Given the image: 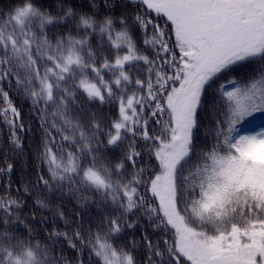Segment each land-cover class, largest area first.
I'll return each mask as SVG.
<instances>
[{
  "label": "snow or ice",
  "instance_id": "6c2138e0",
  "mask_svg": "<svg viewBox=\"0 0 264 264\" xmlns=\"http://www.w3.org/2000/svg\"><path fill=\"white\" fill-rule=\"evenodd\" d=\"M0 180V264H264V0H9Z\"/></svg>",
  "mask_w": 264,
  "mask_h": 264
},
{
  "label": "trees",
  "instance_id": "16d2710c",
  "mask_svg": "<svg viewBox=\"0 0 264 264\" xmlns=\"http://www.w3.org/2000/svg\"><path fill=\"white\" fill-rule=\"evenodd\" d=\"M9 3V0H3V3L0 4V7L7 5ZM95 111V109H93ZM104 111H107L105 108ZM38 134V133H37ZM204 133L203 129L201 130V139H203ZM31 143V141H29ZM36 165L34 163H30L25 158L22 161L17 162L15 172L11 176L12 180V188L13 192H15L16 188L20 187L23 188L24 184L29 180L35 179V172L34 168ZM7 183L6 180H0V188H2ZM40 198L38 196H32L31 199H28L27 196L22 197L26 201L27 206L23 209L21 212V218L29 221L30 225L33 227V229L37 232L43 233L47 229V225L41 223V220H48L52 221L53 215L52 213L57 210V208H62V210L66 213V220H58L57 226L60 228L61 231H71L70 228H65V224H71L74 219H78L77 217L73 216L74 212H78V209L75 207L76 201L75 198H72L71 200H64L62 203L58 200L56 204L50 205L51 211L45 208H40L36 201ZM33 214L35 215V219H33ZM95 218V217H94ZM149 232L152 230L149 228ZM142 231H137L127 237V240L136 239L138 242L140 241ZM152 239L155 241L157 239H160L158 236H152ZM60 247V246H58ZM62 250L64 254L68 257H73L76 255L75 252L69 250L66 246H62ZM137 257V259H140L144 255V249L140 246L138 243L137 250L134 253Z\"/></svg>",
  "mask_w": 264,
  "mask_h": 264
},
{
  "label": "rangeland",
  "instance_id": "374dc122",
  "mask_svg": "<svg viewBox=\"0 0 264 264\" xmlns=\"http://www.w3.org/2000/svg\"><path fill=\"white\" fill-rule=\"evenodd\" d=\"M257 131L259 130V128L256 129Z\"/></svg>",
  "mask_w": 264,
  "mask_h": 264
}]
</instances>
